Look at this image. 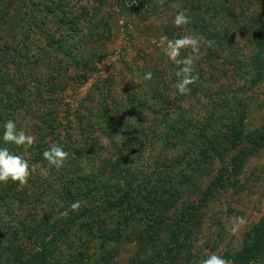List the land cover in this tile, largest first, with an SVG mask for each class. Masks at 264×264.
<instances>
[{"label": "trees", "instance_id": "16d2710c", "mask_svg": "<svg viewBox=\"0 0 264 264\" xmlns=\"http://www.w3.org/2000/svg\"><path fill=\"white\" fill-rule=\"evenodd\" d=\"M11 1L10 8H22L18 21L26 22L30 32L36 30V33L18 39L14 29L5 25V17L0 16V55L11 63L18 62L19 67L24 65L23 61H17L21 59L19 53L25 49L30 53L32 65L40 66L45 60L43 65L51 68H47L48 76L42 88L36 86L41 80V70L32 75L26 71L17 74L24 81L14 91L9 90L13 95L6 91V96L0 98V148L7 147L21 156L33 151V158H25L29 165L38 162L44 167L48 165L43 152L53 143L67 151L69 157L64 167L49 168L42 179L34 173L23 187L11 181L0 183V264H110L120 253L127 231L137 249L129 264H195L199 259L198 234L210 205L230 189L241 190L244 166L264 151V126L247 130L241 111L248 105L237 95L226 96L227 87L219 84L222 79L241 78L250 90L264 81V22L258 20L261 13L252 14L247 21L249 25L238 30L232 28L237 34L252 36L249 43L254 48L246 59L247 64L245 59L231 64V78L227 73L217 75L215 70L207 75L197 65L194 74H198L200 83L195 87L190 85L193 97L176 92L172 98L154 89L150 80L143 79V74L141 79L151 90L129 92L123 103L112 105L113 98L98 85L93 93L98 99L91 90L80 100L72 97L81 85L89 82L88 71L94 70L90 61L93 54L83 57L80 53L86 52L95 41L105 39L106 33L100 32V28L87 41L72 46L64 60L51 59L65 53L67 39L58 40L47 33L45 22L37 19L40 12L37 1L29 2L31 10L24 3ZM126 1L113 0V3L125 7ZM147 2L151 1L131 0L129 4L144 6ZM47 17L48 14L45 21ZM7 18L11 21L10 16ZM16 23L17 18L13 24ZM210 32L204 36L208 37ZM225 36L219 40L223 41ZM31 46L34 49L30 50ZM37 46L46 59L35 51ZM207 55L210 66L218 62L211 64L212 56L209 52ZM242 67L251 71L242 73ZM72 70L79 73L74 75ZM4 81L5 77L0 87ZM202 81L208 88L198 93ZM198 95L204 96L209 106L198 121L184 120L183 109L177 120L165 123L162 117L164 127L158 129L157 135L154 131L155 137H145L143 141L139 138L140 130L132 124L139 112L150 106L155 112L163 111L164 107H168L165 113L180 110L187 98L195 100ZM19 109H24V113L15 116ZM8 119L15 120L18 129L26 133L28 121L34 120L29 130L35 131L37 140L27 151L3 141V124ZM104 137L109 144H102ZM151 140L150 145L159 144L153 170L156 182L152 184L146 179L147 171L137 170L134 163L128 165L132 159L125 157L129 144L137 143L140 146L134 150L135 158H140ZM107 149L114 151L115 160L105 155L97 165L93 164L90 158L94 160ZM83 153L87 159L84 165L92 162L88 170H82L84 165L77 161ZM147 175L151 179L152 174ZM50 192L54 193V200L42 207L48 202L42 196ZM77 201L81 207L71 210V204ZM221 256L233 264H264V217L244 233L238 249L225 251Z\"/></svg>", "mask_w": 264, "mask_h": 264}, {"label": "rangeland", "instance_id": "374dc122", "mask_svg": "<svg viewBox=\"0 0 264 264\" xmlns=\"http://www.w3.org/2000/svg\"><path fill=\"white\" fill-rule=\"evenodd\" d=\"M30 1H37L38 11H40L37 19L43 23L45 22L47 33H52L58 40L67 39V42H64L65 53H59L51 59L64 60L68 57L72 46L87 41L100 28V32L104 31L106 33L105 39L101 38L95 41L87 48L86 52L80 53L83 57H86L89 53L93 54L90 61H93L94 70L88 71L89 82L81 85L80 89L72 94V97L80 100L90 90L93 97H95L96 95L93 93L96 92L95 85H98L100 88H104L109 96L113 98L112 105L123 103L125 95L129 92L148 93L151 88L148 83L143 82L141 79V76L148 72L152 73L150 82L154 89L164 93V95L168 94L172 98L176 96V92H178L176 84L179 77L176 76L175 71L180 66L176 65L165 54L166 42L161 40L162 36L176 39L187 34H193L212 41L211 47L201 41V53L195 60L194 68L196 69L197 65H200L207 75L215 70L218 73L217 75L227 73L226 76L231 78L230 75L233 74L232 65L241 59H248L254 48L249 43L252 36L242 33L237 34V31L232 30V28L238 30L239 27L249 25L247 21L255 12L261 13V18L258 20L261 23L264 22V0H172L166 1L162 8L158 5L153 7L156 0H149L151 2H147L144 6L141 4L132 6L129 4L131 0H127L125 7L115 6L113 0H17V4L24 3L23 6L30 7L31 10ZM11 2V0L0 1V16L3 15L5 17L4 21L7 20L5 25H8L10 29H14L12 31L17 33L18 39L28 33H36V30L30 32V27L26 26V22L18 21L20 19L18 15L22 8L21 10L19 8L15 9L14 6L10 8V5L13 4ZM3 7H6V9ZM8 8H10L9 11H7ZM181 9L187 10L190 23L177 27L173 21L175 15ZM46 14H48V17L45 21ZM7 16H10L12 22L8 20ZM16 18L17 23L13 24ZM248 30L253 31L250 28ZM207 31L211 32L208 37H205ZM67 35L69 38L65 37ZM222 36H225V39L220 41L219 38ZM1 48L5 50V48ZM32 49L34 48L31 46L30 50ZM35 51L39 56L41 54L46 59L40 46H37ZM208 52L212 56L209 60L211 64L218 61L213 66L211 65L213 68L208 63V58H206ZM49 53L51 52L49 51ZM29 54L25 49L20 51L19 57L22 60L18 59L17 61H23L24 65L19 67L18 62L11 63L0 55V83L5 77V81L0 87V98L6 96V91L9 95H13L9 90L14 91L17 85L24 81L23 77H17V74L26 71L32 75V73L37 74L41 70V80L37 82L36 86L43 87L48 76L47 71L49 70L47 68L51 67L46 66L47 64L43 65L45 60L40 66L32 65L28 58ZM185 55H187V52L182 50L181 56ZM247 63L246 60L244 64ZM240 69L245 74L251 71L249 67ZM72 73L76 75L79 71L72 70ZM202 82L198 93H204L208 88V84L205 81ZM199 83L200 81L192 86L195 87ZM222 83L227 87L225 89L226 96L237 95L248 105L244 111L240 110L245 115L247 130L264 126V81L250 90L247 89V84L241 78L236 80L222 79L219 84ZM190 95H187V97ZM198 96L195 100L194 98H187L186 102L182 104V109L171 110L169 113H165L168 111V107H164L166 109L161 112L158 110L155 112V108L150 106V109L139 112V115L133 119V128L140 130L137 135L143 141L145 137L154 136L152 135L154 131L157 135L158 129L164 127L162 117L165 123L177 120L179 114L183 115V109L186 111L184 120L191 119L194 123L204 115V111L209 107L207 99L202 95ZM88 102L90 103V100ZM12 113L9 116H12ZM23 113L24 109H19L14 115H22ZM33 122L34 120L28 121L29 132L27 134L36 137L35 131L29 130L30 125H34ZM151 142L152 140L138 159L135 158V151L136 148L139 149V144H129L125 152V157L132 159L128 165L130 163L137 164V170L152 174L151 179L146 174V179L150 184L156 182L153 170L156 167L155 160L159 153V144L150 145ZM72 150H76L74 145ZM109 150L110 154H108ZM32 153L33 151L25 152L23 157L26 159L33 158ZM113 154V150L107 149L105 154L94 157V160L90 159L93 164L97 165L96 163L101 161L105 155L113 157L115 160L116 157ZM82 156L77 161L84 165L87 162L86 154L83 153ZM70 161L72 162V158ZM36 163L38 162L34 164ZM89 164L82 166V170H88ZM160 169L158 168V171ZM141 174H138V176L140 177ZM43 177L45 176H40L41 179ZM240 185L241 190L236 192L230 189L222 193L210 205L202 229L198 234L196 247L199 259L195 264H199L200 260L206 258L210 253L221 256L225 251L238 249L244 233L264 217V151L258 157L251 158L246 163L240 178ZM43 186H47V183ZM33 191L37 192L35 188ZM54 198L55 195L52 192L43 195L42 200L45 199L48 202L43 203L41 206L45 207V204L52 202ZM28 204L31 205V201ZM236 216L245 217L247 223L241 227L238 233L234 234L231 227L232 218ZM129 234L130 231H127L120 253L114 256L110 264H129L130 259L135 256L137 252L136 242L133 237L128 236ZM111 250H113L112 247Z\"/></svg>", "mask_w": 264, "mask_h": 264}, {"label": "clouds", "instance_id": "9594fccd", "mask_svg": "<svg viewBox=\"0 0 264 264\" xmlns=\"http://www.w3.org/2000/svg\"><path fill=\"white\" fill-rule=\"evenodd\" d=\"M156 3L162 8L165 0H156ZM173 23L177 27L189 24L190 17L187 14V10L181 9L178 11L174 17ZM161 40L166 42L165 54L171 61L180 66L176 72V76L179 77L176 84L179 94L185 96L189 95L191 92L190 85L196 84L199 80L198 74H194V63L201 53V41H203L208 47L212 46V41L205 40L202 36L193 34H187L176 39H169L167 36H162ZM182 50H185L187 55L182 57ZM151 78V72L145 73L143 76L144 80H150ZM2 139L5 143L16 145L25 151L31 148L37 140L34 135L27 134L23 129H18L17 123L13 119H8L3 124ZM103 142L105 145L109 144L108 138L104 137ZM68 157L69 153L67 151H65L60 145L53 143L43 152V158L47 162L48 167H44L42 164L38 163L29 165L28 161L23 156L10 152L7 147H2L0 148V183L11 181L23 187L27 185L30 177L34 173L47 175L49 168L54 167L59 170L64 167ZM80 207L81 205L79 201L74 202L70 206L73 211L79 210ZM232 219L233 223L231 231L234 234L238 233L241 227L247 223L243 216H236ZM199 264H233V261L225 259L216 253H210L206 258L201 259Z\"/></svg>", "mask_w": 264, "mask_h": 264}]
</instances>
